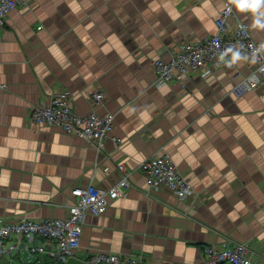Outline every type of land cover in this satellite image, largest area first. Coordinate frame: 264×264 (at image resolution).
I'll list each match as a JSON object with an SVG mask.
<instances>
[{"label": "crops", "instance_id": "crops-1", "mask_svg": "<svg viewBox=\"0 0 264 264\" xmlns=\"http://www.w3.org/2000/svg\"><path fill=\"white\" fill-rule=\"evenodd\" d=\"M25 1L0 30V219H65L72 189L108 191L123 164L132 173L127 196L85 217L78 260L117 254L206 264L209 246L231 243L248 245L253 264H264V88L230 93L249 73L246 56L209 77L191 75L184 87H156L152 67L214 36L226 0ZM239 2L230 23L245 24L264 50V0L254 12L238 10ZM65 90L79 115H114L103 149L28 124L35 106ZM96 92L103 99L93 106ZM162 154L189 181L193 205L148 191L138 166Z\"/></svg>", "mask_w": 264, "mask_h": 264}, {"label": "built area", "instance_id": "built-area-1", "mask_svg": "<svg viewBox=\"0 0 264 264\" xmlns=\"http://www.w3.org/2000/svg\"><path fill=\"white\" fill-rule=\"evenodd\" d=\"M237 0H226L224 8L216 20L217 32L202 41L187 42L168 60L158 59L152 63L157 79L156 87L177 82L183 87L191 75L202 78L214 72L229 69L234 65L232 58L243 54L249 64V73L235 79L230 93L240 98L258 88H264V50L257 44L249 28L242 22L236 26L230 23L233 7ZM25 0H0V30H2L14 10L25 9ZM103 99L101 92L92 97L94 106ZM73 96L69 91L52 94L35 106L27 118L30 126L56 127L64 134L73 136L97 150L103 149L104 142L110 137L114 128V115H99L91 111L82 116L72 110ZM117 145V142L115 143ZM144 176L150 192L165 191L179 201L195 203V192L189 181L182 176L169 155L154 156L141 162L138 166ZM120 179L108 191L92 186L71 190L68 216L65 219L17 220L0 219V262L17 264L15 256L29 254L42 255L50 260L65 263L69 258H76L80 248L81 229L85 217L102 216L107 208L117 199L125 198L130 188L131 172L126 166L117 167ZM25 244L19 247L17 239ZM36 238L42 243L35 246ZM249 247L246 244L224 243L222 246L207 248L206 264H253ZM87 264H145L141 258L121 257L117 254H97ZM160 264H170L162 262Z\"/></svg>", "mask_w": 264, "mask_h": 264}, {"label": "clouds", "instance_id": "clouds-1", "mask_svg": "<svg viewBox=\"0 0 264 264\" xmlns=\"http://www.w3.org/2000/svg\"><path fill=\"white\" fill-rule=\"evenodd\" d=\"M258 0H250V2H246V0H240L237 4L238 10H248L254 12L257 8ZM264 26V25H261Z\"/></svg>", "mask_w": 264, "mask_h": 264}, {"label": "water", "instance_id": "water-1", "mask_svg": "<svg viewBox=\"0 0 264 264\" xmlns=\"http://www.w3.org/2000/svg\"><path fill=\"white\" fill-rule=\"evenodd\" d=\"M63 264H87L86 262H83L81 260H78L77 258H69L65 263Z\"/></svg>", "mask_w": 264, "mask_h": 264}, {"label": "trees", "instance_id": "trees-1", "mask_svg": "<svg viewBox=\"0 0 264 264\" xmlns=\"http://www.w3.org/2000/svg\"><path fill=\"white\" fill-rule=\"evenodd\" d=\"M17 258V257H16ZM47 259H46V262L44 263V264H62V263H60V262H56V261H53V260H50L48 257H46ZM51 261H53V262H51ZM22 261L20 260V258H17V260H16V263L17 264H23V263H21Z\"/></svg>", "mask_w": 264, "mask_h": 264}, {"label": "rangeland", "instance_id": "rangeland-1", "mask_svg": "<svg viewBox=\"0 0 264 264\" xmlns=\"http://www.w3.org/2000/svg\"><path fill=\"white\" fill-rule=\"evenodd\" d=\"M51 262H53V261H51ZM43 263V262H42Z\"/></svg>", "mask_w": 264, "mask_h": 264}]
</instances>
